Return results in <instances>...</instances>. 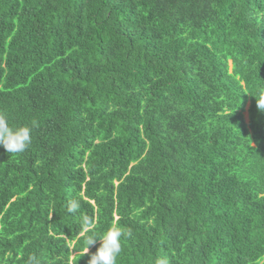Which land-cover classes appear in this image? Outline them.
<instances>
[{
	"label": "trees",
	"instance_id": "16d2710c",
	"mask_svg": "<svg viewBox=\"0 0 264 264\" xmlns=\"http://www.w3.org/2000/svg\"><path fill=\"white\" fill-rule=\"evenodd\" d=\"M262 94L264 0H0V264H264Z\"/></svg>",
	"mask_w": 264,
	"mask_h": 264
},
{
	"label": "clouds",
	"instance_id": "9594fccd",
	"mask_svg": "<svg viewBox=\"0 0 264 264\" xmlns=\"http://www.w3.org/2000/svg\"><path fill=\"white\" fill-rule=\"evenodd\" d=\"M256 107L260 111H264V94L256 97ZM38 127V122L32 120L30 124L14 126L9 123L8 117L4 113H0V147L9 154L23 153L32 142V132ZM80 201L74 199L68 202L67 212L76 213L80 208ZM81 230L78 235L83 240V253L89 254L91 246L96 245L97 239L100 244L94 253L90 254L88 264H117V259L123 251L122 241L132 237L130 229H124L118 224H113L106 231L97 235L96 223L87 215L81 216ZM27 264H41L36 255H30ZM154 264H169V260L165 257L156 258Z\"/></svg>",
	"mask_w": 264,
	"mask_h": 264
},
{
	"label": "rangeland",
	"instance_id": "374dc122",
	"mask_svg": "<svg viewBox=\"0 0 264 264\" xmlns=\"http://www.w3.org/2000/svg\"><path fill=\"white\" fill-rule=\"evenodd\" d=\"M244 116H245V119L247 120V113L246 112H244Z\"/></svg>",
	"mask_w": 264,
	"mask_h": 264
}]
</instances>
